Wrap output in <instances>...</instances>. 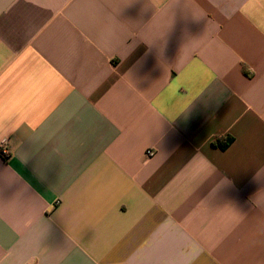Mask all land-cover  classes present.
<instances>
[{"label":"crops","instance_id":"obj_1","mask_svg":"<svg viewBox=\"0 0 264 264\" xmlns=\"http://www.w3.org/2000/svg\"><path fill=\"white\" fill-rule=\"evenodd\" d=\"M3 139L0 264H264V0H0Z\"/></svg>","mask_w":264,"mask_h":264},{"label":"trees","instance_id":"obj_2","mask_svg":"<svg viewBox=\"0 0 264 264\" xmlns=\"http://www.w3.org/2000/svg\"><path fill=\"white\" fill-rule=\"evenodd\" d=\"M233 140L234 139L230 136L226 138L217 137L213 141V145L220 147L221 149H226L233 142Z\"/></svg>","mask_w":264,"mask_h":264},{"label":"built area","instance_id":"obj_3","mask_svg":"<svg viewBox=\"0 0 264 264\" xmlns=\"http://www.w3.org/2000/svg\"><path fill=\"white\" fill-rule=\"evenodd\" d=\"M154 153V151L152 149L150 150H147V156H152ZM0 154L3 156V157H7L9 154H10V150L8 148V145H7V139H3L1 142H0Z\"/></svg>","mask_w":264,"mask_h":264}]
</instances>
